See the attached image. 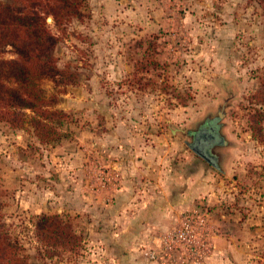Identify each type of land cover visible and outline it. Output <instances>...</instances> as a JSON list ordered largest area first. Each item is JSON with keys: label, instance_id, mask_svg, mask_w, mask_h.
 I'll use <instances>...</instances> for the list:
<instances>
[{"label": "rangeland", "instance_id": "1", "mask_svg": "<svg viewBox=\"0 0 264 264\" xmlns=\"http://www.w3.org/2000/svg\"><path fill=\"white\" fill-rule=\"evenodd\" d=\"M84 13L52 28L59 67L79 75L58 106L75 140L45 146L0 126L6 221L30 264H264V143L250 128L264 111L260 0H85ZM148 37L161 68L140 82ZM210 125L214 165L192 147ZM42 213L85 228L77 260L39 259Z\"/></svg>", "mask_w": 264, "mask_h": 264}, {"label": "trees", "instance_id": "2", "mask_svg": "<svg viewBox=\"0 0 264 264\" xmlns=\"http://www.w3.org/2000/svg\"><path fill=\"white\" fill-rule=\"evenodd\" d=\"M260 4L264 16V0ZM84 5L85 0L0 1V126L5 132H30L45 146L75 140L74 119L58 106L62 89L77 84L79 75L70 66L59 67L54 52L60 38L52 28L60 30L73 19L82 20ZM148 38V43L141 41L144 53L134 74L140 82L142 72L161 68L155 58L160 55V48L150 41L152 37ZM9 49L15 57L3 58ZM44 80L54 83L53 94L48 95L42 87ZM255 99L264 106V73ZM250 123L255 139L264 143V111L255 110ZM3 166L0 161V171ZM14 197L15 190L0 176V264H30L26 246L15 238L6 221L5 209ZM31 223L39 259L77 260L82 255L86 230L75 218L42 213L34 215Z\"/></svg>", "mask_w": 264, "mask_h": 264}, {"label": "flooded vegetation", "instance_id": "3", "mask_svg": "<svg viewBox=\"0 0 264 264\" xmlns=\"http://www.w3.org/2000/svg\"><path fill=\"white\" fill-rule=\"evenodd\" d=\"M211 126L212 125H210L207 130L201 129V133H198V135L195 138L196 141L194 143V146H192V147L194 148V152L197 153L199 156H200V154H204V155L210 157L207 149L209 150V148L212 147L213 145H215L217 143V140L220 139V137L218 136V134L216 132V126H212V127ZM210 158H212V157H210ZM211 160L214 161L213 158Z\"/></svg>", "mask_w": 264, "mask_h": 264}, {"label": "water", "instance_id": "4", "mask_svg": "<svg viewBox=\"0 0 264 264\" xmlns=\"http://www.w3.org/2000/svg\"><path fill=\"white\" fill-rule=\"evenodd\" d=\"M50 21H52V19H49ZM201 157H203L205 160H208L212 165H214V161L209 159L208 156L204 155V154H200Z\"/></svg>", "mask_w": 264, "mask_h": 264}, {"label": "crops", "instance_id": "5", "mask_svg": "<svg viewBox=\"0 0 264 264\" xmlns=\"http://www.w3.org/2000/svg\"><path fill=\"white\" fill-rule=\"evenodd\" d=\"M124 189H125V187L123 188V191H124ZM126 196H127V194H126ZM190 204V203H189Z\"/></svg>", "mask_w": 264, "mask_h": 264}]
</instances>
